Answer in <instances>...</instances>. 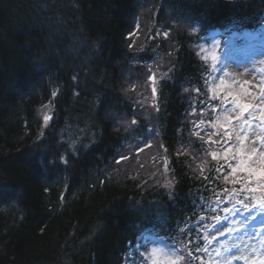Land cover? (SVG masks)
<instances>
[{"label":"trees","instance_id":"1","mask_svg":"<svg viewBox=\"0 0 264 264\" xmlns=\"http://www.w3.org/2000/svg\"><path fill=\"white\" fill-rule=\"evenodd\" d=\"M263 16L264 0H0V264H122L149 231L191 264L205 206L264 197L199 107L220 96L201 37Z\"/></svg>","mask_w":264,"mask_h":264},{"label":"rangeland","instance_id":"2","mask_svg":"<svg viewBox=\"0 0 264 264\" xmlns=\"http://www.w3.org/2000/svg\"><path fill=\"white\" fill-rule=\"evenodd\" d=\"M232 37L234 39V34ZM233 39H227V47L221 48L219 52L216 43L213 44L217 58L216 71L211 78V84L224 96L231 94L237 96L236 102L230 99L232 105L226 109L229 112L226 113L229 121L231 123L237 121L236 123L240 124L236 131L235 142L239 153L246 157L245 165L256 169L259 174L256 173V175L264 176L262 175L264 172V102L257 104V97L260 99V96L264 94V66L259 61L261 58L255 59L259 50L263 51L264 47L253 48L249 52L239 51V45L232 43ZM248 103L252 107L246 111H250L251 114L249 117H244L246 111H241L240 105ZM260 210L264 211V208L260 207ZM236 214L241 215L242 212L230 214L229 219H233ZM246 220L236 217L231 229L233 230L236 225H243ZM232 230L210 254V264H227L234 260L238 264H264V232L258 236L260 229L253 232L249 230L247 234L245 231L239 238L231 239ZM142 243L145 241L142 240ZM151 244L154 245V251L153 255H149V263L172 264L174 255L167 248V243L151 237Z\"/></svg>","mask_w":264,"mask_h":264},{"label":"snow or ice","instance_id":"3","mask_svg":"<svg viewBox=\"0 0 264 264\" xmlns=\"http://www.w3.org/2000/svg\"><path fill=\"white\" fill-rule=\"evenodd\" d=\"M192 32H193V33H196V32H197V29H196L195 27H193V28H192ZM157 35H160V33H157ZM163 35H164L165 37H168L169 33H168V32H163ZM204 51H205L204 49H201V50H200L201 55H202V59H207V57L203 55ZM72 79H73L74 81H76V82H77V85H78V77H77V76H73ZM148 79H149L150 81L153 82V85H154V86L152 87V94H153V96L155 97V96L157 95V88L155 87V81H156L155 74H151V75H149ZM59 91H60V90H59V88H58L57 90H53V91L51 92V98H52V99L49 101V103H52V101H53V100L59 95ZM184 91H185V92H188L189 90H188V89H185ZM260 101L264 102V94H262V95L260 96ZM240 107H241V111H246L247 109L251 108L252 105H250V104H242V105H240ZM42 108H44V109L46 110V111H45V114H44L43 117H42V119H43V121H44L45 127H47V126L49 125V123L54 119V113H52L51 115L48 114V105H42ZM132 123L135 124L136 121L133 120ZM42 134H43V133H41V135H42ZM225 134L227 135V133H225ZM254 151H255V150H254ZM212 156H213V159H215V158H216V153H212ZM60 159H61V161H62L63 163L67 164V159H66V157L62 156ZM121 159H126V157H121ZM233 171H235V169H233ZM253 171H255V170H253ZM262 175H264V172H262ZM46 191H47V189H46ZM225 211H227V209H225ZM181 259H182V258H181ZM172 264H175V262H172Z\"/></svg>","mask_w":264,"mask_h":264},{"label":"bare ground","instance_id":"4","mask_svg":"<svg viewBox=\"0 0 264 264\" xmlns=\"http://www.w3.org/2000/svg\"><path fill=\"white\" fill-rule=\"evenodd\" d=\"M254 231V230H253ZM264 229H261L260 232L258 233V236H261V234L263 233ZM242 241V240H241ZM227 264H237V261H231Z\"/></svg>","mask_w":264,"mask_h":264}]
</instances>
